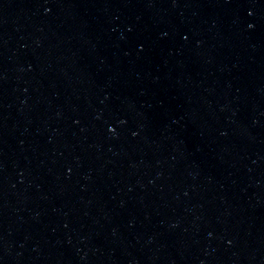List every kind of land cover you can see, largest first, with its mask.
I'll use <instances>...</instances> for the list:
<instances>
[{
	"label": "water",
	"instance_id": "obj_1",
	"mask_svg": "<svg viewBox=\"0 0 264 264\" xmlns=\"http://www.w3.org/2000/svg\"><path fill=\"white\" fill-rule=\"evenodd\" d=\"M0 264H264V0H0Z\"/></svg>",
	"mask_w": 264,
	"mask_h": 264
}]
</instances>
